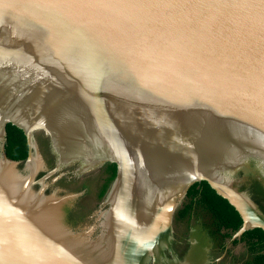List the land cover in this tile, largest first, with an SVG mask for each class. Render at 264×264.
Wrapping results in <instances>:
<instances>
[{
  "label": "water",
  "instance_id": "water-1",
  "mask_svg": "<svg viewBox=\"0 0 264 264\" xmlns=\"http://www.w3.org/2000/svg\"><path fill=\"white\" fill-rule=\"evenodd\" d=\"M0 264H264V0H0Z\"/></svg>",
  "mask_w": 264,
  "mask_h": 264
}]
</instances>
